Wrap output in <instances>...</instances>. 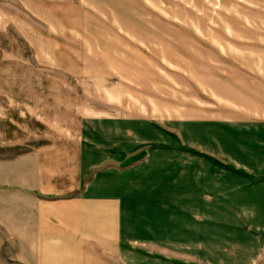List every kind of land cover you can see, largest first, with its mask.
I'll return each mask as SVG.
<instances>
[{
    "label": "crops",
    "instance_id": "obj_1",
    "mask_svg": "<svg viewBox=\"0 0 264 264\" xmlns=\"http://www.w3.org/2000/svg\"><path fill=\"white\" fill-rule=\"evenodd\" d=\"M241 26L219 137L128 114L120 83L71 121L0 91V264H264V22Z\"/></svg>",
    "mask_w": 264,
    "mask_h": 264
},
{
    "label": "rangeland",
    "instance_id": "obj_2",
    "mask_svg": "<svg viewBox=\"0 0 264 264\" xmlns=\"http://www.w3.org/2000/svg\"><path fill=\"white\" fill-rule=\"evenodd\" d=\"M263 22L264 0H0V91L71 121L120 83L128 114L219 137V74Z\"/></svg>",
    "mask_w": 264,
    "mask_h": 264
}]
</instances>
